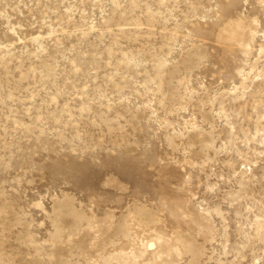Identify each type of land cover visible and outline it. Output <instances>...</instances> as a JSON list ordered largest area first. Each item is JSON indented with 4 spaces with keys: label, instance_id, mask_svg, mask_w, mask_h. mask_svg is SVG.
<instances>
[{
    "label": "rangeland",
    "instance_id": "1",
    "mask_svg": "<svg viewBox=\"0 0 264 264\" xmlns=\"http://www.w3.org/2000/svg\"><path fill=\"white\" fill-rule=\"evenodd\" d=\"M0 264H264V0H0Z\"/></svg>",
    "mask_w": 264,
    "mask_h": 264
}]
</instances>
